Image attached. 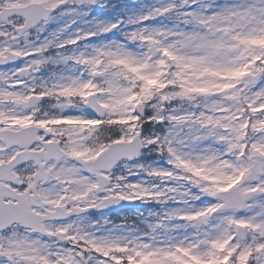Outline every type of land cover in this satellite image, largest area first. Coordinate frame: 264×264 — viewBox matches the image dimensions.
Listing matches in <instances>:
<instances>
[{"label": "snow or ice", "instance_id": "snow-or-ice-1", "mask_svg": "<svg viewBox=\"0 0 264 264\" xmlns=\"http://www.w3.org/2000/svg\"><path fill=\"white\" fill-rule=\"evenodd\" d=\"M0 264H264V0H0Z\"/></svg>", "mask_w": 264, "mask_h": 264}, {"label": "rangeland", "instance_id": "rangeland-1", "mask_svg": "<svg viewBox=\"0 0 264 264\" xmlns=\"http://www.w3.org/2000/svg\"><path fill=\"white\" fill-rule=\"evenodd\" d=\"M121 2H127L129 4H132V3H139V2H141V0H124V1H121Z\"/></svg>", "mask_w": 264, "mask_h": 264}]
</instances>
